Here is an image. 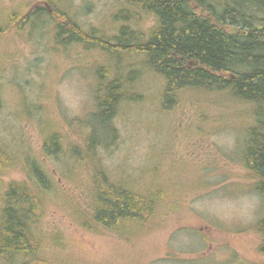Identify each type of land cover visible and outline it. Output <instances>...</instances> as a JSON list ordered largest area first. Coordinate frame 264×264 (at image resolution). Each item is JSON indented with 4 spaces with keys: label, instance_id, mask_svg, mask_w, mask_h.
Listing matches in <instances>:
<instances>
[{
    "label": "rangeland",
    "instance_id": "1",
    "mask_svg": "<svg viewBox=\"0 0 264 264\" xmlns=\"http://www.w3.org/2000/svg\"><path fill=\"white\" fill-rule=\"evenodd\" d=\"M46 1L0 0V25L7 13L26 14ZM84 1L90 5L86 14ZM69 2L85 29L114 35L116 0ZM39 24L35 19L31 30L0 39V143L10 156L21 154L16 168L0 177V194L9 183L26 181L23 156L41 159L49 134L63 137V153L82 145L95 111L94 69L103 57L57 47ZM147 79L139 88L149 98L120 114L114 122L118 138L106 140L112 146L102 148L100 159L114 181L126 179L142 193L156 181L165 191L154 221L141 235L125 238L95 227L83 230L78 221L89 218L92 166L73 170L61 152L58 161L42 160L53 185L38 227L42 255L51 264H264L256 230L264 203L241 163L248 109L221 96L188 94L172 113H161L160 84Z\"/></svg>",
    "mask_w": 264,
    "mask_h": 264
},
{
    "label": "trees",
    "instance_id": "2",
    "mask_svg": "<svg viewBox=\"0 0 264 264\" xmlns=\"http://www.w3.org/2000/svg\"><path fill=\"white\" fill-rule=\"evenodd\" d=\"M48 1L26 14L7 13L0 39L31 30L38 19V29L49 31L57 47L102 56L103 64L94 69L95 111L82 145L63 153V137L53 132L44 141L41 159L23 156L26 181L11 182L0 194V264H51L42 255L38 235L53 187L42 160L58 161L61 152L73 170L92 166L90 219L81 216L78 221L83 230L95 227L125 238L148 229L165 191L156 181L143 193L126 179L114 181L100 159L102 148L112 146L106 140L118 138L114 122L120 114L149 98L139 88L147 78L160 84L156 102L161 113H172L189 95L221 96L248 109L241 163L249 186L264 203V0H116L111 38L96 28L85 29L69 0ZM50 4L55 9L50 11ZM89 6L84 1L81 12L86 14ZM3 111L0 85V117ZM7 148L0 143V177L20 161L21 154L10 156ZM256 230L264 257V216Z\"/></svg>",
    "mask_w": 264,
    "mask_h": 264
},
{
    "label": "bare ground",
    "instance_id": "3",
    "mask_svg": "<svg viewBox=\"0 0 264 264\" xmlns=\"http://www.w3.org/2000/svg\"><path fill=\"white\" fill-rule=\"evenodd\" d=\"M224 25V24H223ZM237 27V26H236Z\"/></svg>",
    "mask_w": 264,
    "mask_h": 264
}]
</instances>
